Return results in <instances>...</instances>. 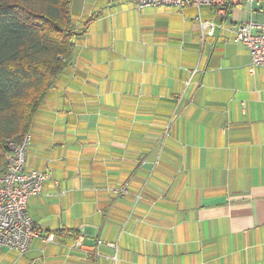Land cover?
I'll return each instance as SVG.
<instances>
[{"label": "crops", "instance_id": "crops-1", "mask_svg": "<svg viewBox=\"0 0 264 264\" xmlns=\"http://www.w3.org/2000/svg\"><path fill=\"white\" fill-rule=\"evenodd\" d=\"M225 8L72 0L70 63L26 131L39 234L0 264H264V67L232 40L264 8Z\"/></svg>", "mask_w": 264, "mask_h": 264}, {"label": "trees", "instance_id": "trees-1", "mask_svg": "<svg viewBox=\"0 0 264 264\" xmlns=\"http://www.w3.org/2000/svg\"><path fill=\"white\" fill-rule=\"evenodd\" d=\"M72 0H0V169L10 139L28 131L80 29Z\"/></svg>", "mask_w": 264, "mask_h": 264}, {"label": "built area", "instance_id": "built-area-1", "mask_svg": "<svg viewBox=\"0 0 264 264\" xmlns=\"http://www.w3.org/2000/svg\"><path fill=\"white\" fill-rule=\"evenodd\" d=\"M138 7L167 6L181 7L192 4L195 7L207 5L214 7L218 14L225 16V5L233 0H136ZM252 2L254 0H248ZM207 33H213L211 22H202ZM233 42L244 45L249 51L250 61L248 72L254 73L257 66L264 67V23L251 18L238 24L234 31ZM31 134L26 132L20 139H10L7 143L8 153L4 165L0 169V247L6 246L19 253L25 252L32 241L38 236L34 222L27 209L28 199L42 191L43 183L49 178L47 172L25 168V158ZM118 196L127 194L126 186L113 189ZM82 236V235H80ZM47 240H53L50 233ZM103 241H96L95 248ZM81 245V237L74 246ZM115 246L113 243H108Z\"/></svg>", "mask_w": 264, "mask_h": 264}, {"label": "rangeland", "instance_id": "rangeland-1", "mask_svg": "<svg viewBox=\"0 0 264 264\" xmlns=\"http://www.w3.org/2000/svg\"><path fill=\"white\" fill-rule=\"evenodd\" d=\"M251 3L254 4V5H258V6H261L262 8H264V1H253Z\"/></svg>", "mask_w": 264, "mask_h": 264}]
</instances>
